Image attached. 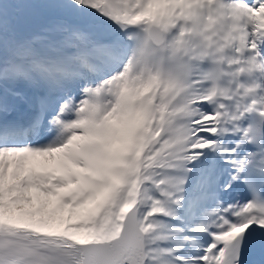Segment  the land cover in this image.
<instances>
[{
	"label": "snow or ice",
	"instance_id": "1",
	"mask_svg": "<svg viewBox=\"0 0 264 264\" xmlns=\"http://www.w3.org/2000/svg\"><path fill=\"white\" fill-rule=\"evenodd\" d=\"M0 264H264V0H0Z\"/></svg>",
	"mask_w": 264,
	"mask_h": 264
}]
</instances>
